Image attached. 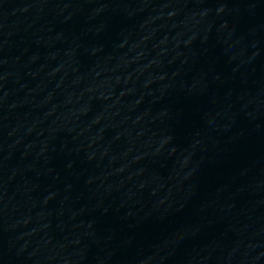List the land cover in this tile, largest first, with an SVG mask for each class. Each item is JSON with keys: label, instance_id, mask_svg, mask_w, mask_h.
Here are the masks:
<instances>
[{"label": "water", "instance_id": "1", "mask_svg": "<svg viewBox=\"0 0 264 264\" xmlns=\"http://www.w3.org/2000/svg\"><path fill=\"white\" fill-rule=\"evenodd\" d=\"M184 0H0V217L93 90Z\"/></svg>", "mask_w": 264, "mask_h": 264}]
</instances>
